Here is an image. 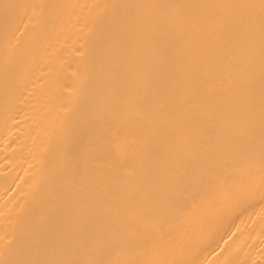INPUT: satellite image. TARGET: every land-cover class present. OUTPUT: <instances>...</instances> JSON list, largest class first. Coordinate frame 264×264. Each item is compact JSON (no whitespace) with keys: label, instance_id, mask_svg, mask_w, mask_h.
Masks as SVG:
<instances>
[{"label":"bare ground","instance_id":"obj_1","mask_svg":"<svg viewBox=\"0 0 264 264\" xmlns=\"http://www.w3.org/2000/svg\"><path fill=\"white\" fill-rule=\"evenodd\" d=\"M0 264H264V0H0Z\"/></svg>","mask_w":264,"mask_h":264}]
</instances>
